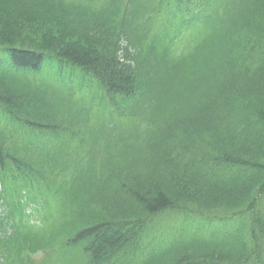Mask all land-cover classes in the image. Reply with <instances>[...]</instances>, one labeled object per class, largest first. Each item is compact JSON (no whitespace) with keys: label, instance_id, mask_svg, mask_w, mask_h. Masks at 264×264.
<instances>
[{"label":"trees","instance_id":"obj_1","mask_svg":"<svg viewBox=\"0 0 264 264\" xmlns=\"http://www.w3.org/2000/svg\"><path fill=\"white\" fill-rule=\"evenodd\" d=\"M0 184V264H264V0H0Z\"/></svg>","mask_w":264,"mask_h":264},{"label":"rangeland","instance_id":"obj_2","mask_svg":"<svg viewBox=\"0 0 264 264\" xmlns=\"http://www.w3.org/2000/svg\"><path fill=\"white\" fill-rule=\"evenodd\" d=\"M3 56V55H2ZM4 57V56H3ZM41 79H47L52 83V85L55 86L54 90L51 92L49 99L51 102L56 105L57 107L61 108L65 111L68 106V96L69 94H78V88L75 87V85L78 83L79 76H72L71 78L68 76V74L62 75L61 78L54 79L52 76H45L41 77ZM67 103V106L64 104V102ZM182 221L181 218H177L174 222L176 225H179ZM64 256L75 258V253L72 251L63 252ZM75 264V263H74Z\"/></svg>","mask_w":264,"mask_h":264}]
</instances>
